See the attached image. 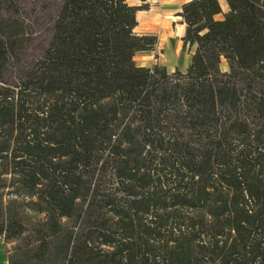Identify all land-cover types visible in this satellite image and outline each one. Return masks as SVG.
<instances>
[{"label": "trees", "instance_id": "16d2710c", "mask_svg": "<svg viewBox=\"0 0 264 264\" xmlns=\"http://www.w3.org/2000/svg\"><path fill=\"white\" fill-rule=\"evenodd\" d=\"M142 9L0 0L9 264H264V0L184 2L186 70Z\"/></svg>", "mask_w": 264, "mask_h": 264}, {"label": "rangeland", "instance_id": "374dc122", "mask_svg": "<svg viewBox=\"0 0 264 264\" xmlns=\"http://www.w3.org/2000/svg\"><path fill=\"white\" fill-rule=\"evenodd\" d=\"M187 0H129L131 4L141 5L143 9L137 14L138 25L135 31L138 34H153L157 37L154 49L139 52L135 60L139 65L159 63L169 70L177 67L186 70L191 62L192 52L183 45L182 37L186 25L181 22L178 13L182 4ZM28 8H22L26 15ZM222 68L228 69L223 61ZM12 245L9 244L8 247Z\"/></svg>", "mask_w": 264, "mask_h": 264}, {"label": "crops", "instance_id": "0c3cea01", "mask_svg": "<svg viewBox=\"0 0 264 264\" xmlns=\"http://www.w3.org/2000/svg\"><path fill=\"white\" fill-rule=\"evenodd\" d=\"M0 264H9V253L7 252V245L0 236Z\"/></svg>", "mask_w": 264, "mask_h": 264}]
</instances>
